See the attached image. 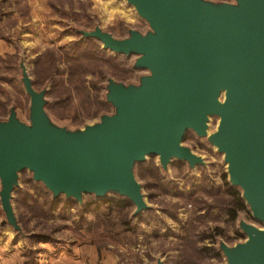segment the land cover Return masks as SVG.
<instances>
[{"label": "water", "instance_id": "1", "mask_svg": "<svg viewBox=\"0 0 264 264\" xmlns=\"http://www.w3.org/2000/svg\"><path fill=\"white\" fill-rule=\"evenodd\" d=\"M127 1L149 25L146 31L130 29L118 38L99 26L78 30L80 41L93 38L114 55H135L133 68L148 71L138 82L108 79L105 100L113 112L99 121L76 130L55 124L45 109L48 90H37L22 64L29 122L16 105L0 119L2 224L23 230L14 206L23 170L55 199L82 204L86 194H117L134 203L133 218L152 209L136 164L158 156L164 168L173 158L191 169L205 165L183 144L190 129L224 154L230 184L264 224V0ZM210 116L220 118L212 133ZM240 226L245 241L220 242L227 264H264V227Z\"/></svg>", "mask_w": 264, "mask_h": 264}, {"label": "rangeland", "instance_id": "2", "mask_svg": "<svg viewBox=\"0 0 264 264\" xmlns=\"http://www.w3.org/2000/svg\"><path fill=\"white\" fill-rule=\"evenodd\" d=\"M97 26L118 38L128 36L130 29L149 28L127 0H0V114L7 106L16 105L18 117L29 122L31 99L22 81V64L32 79L49 77L56 58V51L50 54L49 50L80 41L78 30L90 31ZM73 55L68 51L63 56ZM112 55L107 51L106 56ZM95 64L84 76V85L92 96L104 74H124L113 61L102 59ZM56 76L67 79L64 62ZM51 86L48 82L42 87L49 91ZM65 93L63 86L56 90L60 98H65ZM71 93V101L51 98L50 106L46 105L55 124L76 130L100 120L95 100L79 98L76 89ZM219 120L218 116H210L209 133L216 131ZM183 142L204 158L205 165L197 164L191 169L187 162L173 158L164 168L158 156H148L147 160L159 164L177 187L172 190L166 182L161 183L159 188L150 190L154 195L151 200L136 173L153 211L134 217L132 230L118 228L115 221L121 215H129L133 206L105 214L102 220L89 214L81 217L73 207L49 210L44 192L30 181H34L32 173L23 170L21 186L17 188L22 192H14V206L18 221L22 220L19 223L27 232L23 227L17 231L8 222L2 224L6 217L0 202V264L6 257L5 264H157L159 259L163 264H227L223 254V258L214 255L220 242L234 246L245 241L246 237L237 233L242 232V221L261 228L264 224L254 218L249 207L240 211L235 221L229 220L218 204L226 194L224 181L229 180L224 154L207 136H199L191 129ZM188 191H193L194 196H183ZM218 191L221 195L216 196ZM207 202L215 205L210 211L205 208ZM203 247H208V251L202 252Z\"/></svg>", "mask_w": 264, "mask_h": 264}, {"label": "trees", "instance_id": "3", "mask_svg": "<svg viewBox=\"0 0 264 264\" xmlns=\"http://www.w3.org/2000/svg\"><path fill=\"white\" fill-rule=\"evenodd\" d=\"M55 51L56 58L53 62L52 68H50V76L45 77L43 80H41L40 77L33 78L34 87L37 90H40L44 87V85H46V83H52V88H50L46 94L48 102L49 100L51 101V98H56V100L60 98L56 95V90L59 89L60 86H63L66 91L65 98H60L63 101H71L72 97L74 96V93L70 94V92L73 89H76V93L79 98L85 97L87 99H90V101L95 100L97 110H99L98 116L102 114H110L113 112V107L105 100V84L108 82V79L110 77H113L117 81H121L127 84L131 82H138L139 76L145 72L144 70L133 68V62L136 57L135 55L131 57H126L125 55H112L111 53L113 57H108L106 56L107 51L102 48V43L99 40L93 38H88L83 41L74 40L69 45L59 48V50H49L50 54ZM68 51L73 52L74 55L64 57V53H66L67 55ZM102 59L106 60L107 62L113 61L115 66L124 71V74H122L123 76L104 74L103 80L98 84V89L95 88L96 92L92 96L90 91L84 85L85 72L90 70L88 68H92V66H95L96 61ZM62 62L65 63L66 70L68 71V77L66 80L60 79L58 76H56L58 67L60 66V64H62ZM48 102L47 104H49L50 106L51 102ZM9 112L10 107L7 106L6 111L3 114H0V119L8 118ZM56 115L58 117H61L59 116L61 114H59L58 112H56ZM136 173L140 180H142L145 184V189L149 191V196L151 200L153 199L154 195L151 194L150 190L154 188H159L161 186V183L164 184V182H166L165 184L168 185L170 189L176 190L177 184L175 183V181L168 179V177H166L163 171L161 170L160 166L154 161L146 160L137 163ZM30 181L34 185V187L39 188L44 192V197L49 205V210L56 209L57 211H59L73 207L77 208L78 213L81 217H84L85 215L89 214L95 216L99 220H102L105 218V214H108L110 212L124 211L128 208H132V206L135 209V205L132 201H130L126 197L119 196L117 194H111V196H109L107 199L96 198L92 194H86L84 196V201L82 204H80L74 199H67L63 195L55 199L53 198L50 192H46L47 189L45 187H41L39 183L35 181ZM224 190L226 193L225 197L222 196V198L218 200V204L223 209V211L226 212L227 216L229 217V220L233 222L235 221L240 211H244L248 207V205L242 197L241 189L239 187L231 185L229 180L224 181ZM18 192H22V189L15 190V194H17ZM184 195L185 197H193L194 192L188 191L183 193V196ZM215 195L219 196L221 195V192L218 191ZM197 203L201 204V202ZM204 204L205 208L208 211L215 207V205L209 204L208 202L207 204ZM134 209L130 211L129 215L124 214L118 217L115 221V226L120 229L124 227L126 230H132L131 227L133 226V217L131 216V214L133 213ZM147 211L153 210L149 209ZM19 222L22 224L21 219ZM22 227L25 230V227ZM237 233L240 236L246 237L243 232L238 231ZM208 249V247H203L201 250L205 253L206 251H208ZM214 250H216L214 252L215 256H220L221 258H223V256L221 255L222 252L219 249Z\"/></svg>", "mask_w": 264, "mask_h": 264}, {"label": "crops", "instance_id": "4", "mask_svg": "<svg viewBox=\"0 0 264 264\" xmlns=\"http://www.w3.org/2000/svg\"><path fill=\"white\" fill-rule=\"evenodd\" d=\"M3 250L2 249H0V252H2ZM62 253V252H61ZM9 257V256H8ZM7 258V257H6ZM6 258H4L3 259V261H2V264H5L6 263ZM10 258V257H9ZM77 262H79V258H77V260H76ZM57 262V261H56Z\"/></svg>", "mask_w": 264, "mask_h": 264}, {"label": "bare ground", "instance_id": "5", "mask_svg": "<svg viewBox=\"0 0 264 264\" xmlns=\"http://www.w3.org/2000/svg\"><path fill=\"white\" fill-rule=\"evenodd\" d=\"M224 95V94H223Z\"/></svg>", "mask_w": 264, "mask_h": 264}]
</instances>
